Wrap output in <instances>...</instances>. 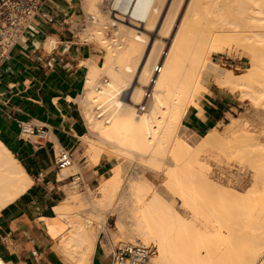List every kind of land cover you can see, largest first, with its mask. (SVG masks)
Here are the masks:
<instances>
[{
    "label": "bare ground",
    "instance_id": "obj_1",
    "mask_svg": "<svg viewBox=\"0 0 264 264\" xmlns=\"http://www.w3.org/2000/svg\"><path fill=\"white\" fill-rule=\"evenodd\" d=\"M85 1L89 8L95 5L94 0ZM162 1L114 0L109 11L111 22L116 24L114 20H118L122 26L123 22L127 23L129 38L124 46L111 47L105 56V62L109 63V79L98 83L100 66L92 67L87 74L85 94L81 98L87 127L94 137L104 141L102 145L105 141L109 142L120 151L119 157H126L118 162L114 172L111 171L112 176L101 182L102 195L93 203L118 212L115 223L118 235L129 233V229L135 226L136 234L144 243L150 240L155 242L156 251L146 264H264V145L247 129V118L235 117L225 124L224 138L211 129L204 135H196L195 143H190L180 131L182 119L194 95L204 88L205 72L212 73L216 84L238 93L240 98L248 97L254 102L264 94V0H201V7L209 17L224 16L237 10L245 15V20L254 23L249 26H256L254 30L251 27L253 31L247 27L252 31L250 34L239 33L241 47L248 52L250 63L248 71L245 69L243 74H233L228 68L219 70L211 55L225 51L223 40L219 38L220 31H202L198 23L186 22L185 12L165 54L162 52L156 61L160 48L157 49L158 45L154 42L142 54V44L146 45L149 39L151 41L156 33L154 29L158 25L160 27L158 16ZM87 18L92 19V14ZM208 22L213 23L210 18ZM226 22L239 26L233 20ZM93 23L91 29L98 33V39L102 42L101 28ZM227 32L239 35L238 31L232 29ZM153 61L161 64V70L151 85L149 101L157 85L162 88V93L153 96L155 109H151L152 114H138L139 108L135 105L139 101L132 100L136 88L126 99L124 91L128 89L134 74L139 73L142 77L149 73L143 88L148 85L156 65ZM142 100L143 96L140 103ZM86 138L90 139V136ZM89 143L91 147V140ZM94 144L98 145L97 140ZM209 144L216 145L219 151V148L224 149L227 155L234 154L247 160L253 168L252 183L243 190H236L210 179L207 175L209 169L207 171L206 164L200 159V153L206 145L210 147ZM131 159L148 161L151 166L160 168L168 189L155 191L136 170L130 173H134L136 178L128 175L130 178L126 176L121 184L122 180L119 181L117 174H129L126 163H130ZM68 173V169L62 170L58 177L63 178ZM31 179L20 162L0 142V209L16 199L30 185ZM81 199L66 191L64 201L55 207L57 217H62L66 225L65 235L56 250L64 261L73 264L89 263L100 230L84 220L68 216L69 204H81ZM126 208H129L128 212ZM123 215L131 219L126 217V224ZM202 221H216L218 227L212 231L204 230V227H198ZM236 221L252 228H245L241 232L238 228L239 243L232 238L237 236L236 229L230 226ZM127 224L131 225L130 228ZM220 224L226 226V233L221 231ZM246 235L250 237L248 240L243 238Z\"/></svg>",
    "mask_w": 264,
    "mask_h": 264
},
{
    "label": "crops",
    "instance_id": "obj_2",
    "mask_svg": "<svg viewBox=\"0 0 264 264\" xmlns=\"http://www.w3.org/2000/svg\"><path fill=\"white\" fill-rule=\"evenodd\" d=\"M87 15L83 0H46L0 70V142L32 178L0 209V258L6 264H70L56 250L66 229L55 211L64 197L61 187L76 173L82 188L96 184L110 167L109 161H102L90 173L59 178L71 165L57 169L53 162L59 148L69 149L74 157V147L83 146L80 137L87 122L79 96L88 72L105 59L102 47L80 35ZM213 83L208 79L199 99L202 114L191 104L182 119L192 134L203 135L225 118L226 103ZM39 126L46 129L43 138L30 133ZM67 178L71 181L65 182ZM100 236L99 230L88 264H114Z\"/></svg>",
    "mask_w": 264,
    "mask_h": 264
},
{
    "label": "rangeland",
    "instance_id": "obj_3",
    "mask_svg": "<svg viewBox=\"0 0 264 264\" xmlns=\"http://www.w3.org/2000/svg\"><path fill=\"white\" fill-rule=\"evenodd\" d=\"M83 2H84V8L86 9V12L88 13L87 16H89V14H92V19L87 18L85 21V24L82 26L83 30L82 29L80 30L81 31L80 35H81L82 39L86 38L88 41L94 42L96 45L102 47L104 49L106 55H107L108 51L111 49V47L116 48V47L124 46L126 44L127 39L129 38L130 33H129L127 23L123 22V26H122V24L120 25L121 22H119L118 20H114L116 24L111 22L112 18H111V15L109 13L111 12V7H112L114 0L113 1L112 0H94L95 5L93 4L94 6L92 5V8L88 7L85 0H83ZM184 12L186 13V20H187L186 22L198 23V26H199V28L202 29V31H204V32H208L211 30L212 31L213 30L220 31L219 33H221V34L219 35V38H220V40H223V45L225 47V51L223 53L213 52L211 55L212 61L219 67V70H225V68H228V69H231V71H233V74H236V73L237 74H243L246 70L248 71V68L250 65L249 54H248V52H245L246 50L244 48L242 49L240 41L242 39L241 38L242 33L243 34H250L249 32H252L254 30L253 27L255 25L253 27L249 26V25H253L254 23L251 24L249 21L245 20L244 19L245 15L242 13L240 14L237 10L230 11V12H228V14L224 15V16H226V19L224 18V16H218V15H216V16L213 15V16L209 17L206 10L201 7V0H163L162 4H161L160 13L158 16V19H160V21H161L160 27L158 25V27L156 29H154L156 31V33L154 32V35L152 36L151 41L149 39L148 40L149 42L146 45L144 43L142 44L143 45V53L142 54L147 52V50L151 47L153 42L158 45L157 49H158V47L160 48V50H158L160 52H159V55H158L156 61L159 59L160 54L162 52H164V54H165L167 52V50L169 49V46H171V43L174 40V36H176V34H177L175 32L179 29L178 27H180L181 20H183V18L185 16ZM209 18H210V21H213L212 24H210L208 22ZM227 20H233L237 24H239V26L235 27L234 24L227 23L226 22ZM93 22H95V24ZM92 23H93V25H96L97 27L101 28V36L103 38L102 42L98 39L99 38L98 33L91 29ZM248 26L250 27V30H252V29L253 30L252 31L248 30V28H249ZM251 27H252V29H251ZM229 29L234 30V32L238 31L237 32L238 34L241 33V34H239L240 36L239 35H233V34L227 32V30H229ZM242 37H243V35H242ZM241 43H242V41H241ZM105 53H104V57H105ZM162 60H163V57H162ZM105 61L103 58V61L100 64L101 73H100V79H99L100 81L98 82L99 84H101L102 81L109 79V77L107 76L108 75L107 70H108L109 63L105 62ZM153 63H154V61H153ZM113 66H115V65H113ZM205 73H207V74H205ZM205 73H204L205 76L203 77V81H204L203 82L204 83L203 89L204 90L202 89L198 92V94L196 93L194 95L193 101H192V104L198 108V113L200 115L202 114L203 110L199 104V99L206 90L205 82H207L208 79H210V78L214 79V77L212 76L213 75L212 73H210V72H205ZM138 75H139V77H138ZM148 76H149V73H147L146 76H142V77H140L139 73L134 74L132 77V82H130L128 89L126 91H124V93H126L124 99L129 98V95L131 96L134 92V88H136L135 92H134L135 96H134V98L132 97V100L135 102L139 101L138 103H140L142 96H143V93H144V89L148 86L147 85L143 88ZM207 76H209V77H207ZM139 78H141L142 80L140 81ZM98 83H97V85H99ZM134 85H135V87H134ZM213 87L215 88L216 92L221 97H223V101L226 103L225 111H224L225 118L223 119V121L219 122L216 127L210 128L208 131H211V129L213 131L216 130L215 132H217L221 137H223V136L225 137V135H226V134H224L225 133V124L229 123L232 118H235V117L240 118V117L244 116L245 119L247 118L246 119L247 129L256 136V138H257L256 140L258 142H260V144L262 143L264 145V94L261 95L262 99H261V96L259 95L258 96L259 98H257L256 101L253 102L248 97L247 98H240L238 93H232L229 90H227L226 87H222V86L215 84V83H213ZM155 89H154V92L152 94L151 101H149L147 108H145L144 110H139L138 114H143V113L148 114L149 113V115H150L153 113V110L155 109L153 96H155L156 93L159 95H161V93H162V88L159 87L158 85L156 86ZM84 94H85V92L83 91V93L79 96V98L80 99L83 98ZM237 97H239V98H237ZM79 98H78V103L80 105ZM250 100L252 102H250ZM82 106H84V105H82ZM135 106L137 107V105H135ZM80 109H81L80 110L81 113L83 114L82 116L85 117L84 107H81V105H80ZM151 109H153V110H151ZM148 110H150L152 112H150V111L148 112ZM141 112H143V113H141ZM187 112H188V110H187ZM85 123H86V121H85ZM87 126H88V124L86 125V134L83 135L82 138L80 137V140H81V143L83 144V146L80 144H77V146H79V149H77V147H74V149H73L74 160L71 163L72 165L69 167L68 171L72 174H74L75 172H81L84 175L85 172L90 173L92 170V167L97 165L98 163H100L102 161H109L110 167L101 175V177L98 179V181L96 180L97 181L96 184H93V185L87 184V185H85L84 188L78 187L77 180H75V179L72 180V182H69V181H71V178H67L65 180V182H69V184L66 186V188L61 187V190L64 193V197L66 195V191H70V192L78 195L79 197H82L81 202H80L81 204H79V202L77 204H75V203L69 204V209H68L69 215L68 216L72 217L73 219H80V220H84L83 217H85L87 220H90L91 222H95L96 225H92L89 223V221L84 220L90 226H92L94 229H100V231H101L100 239H101V242L105 246V249L108 253H110L114 249V247H116L118 245H123L126 243H136V242L144 243L141 240V238L139 237V235L136 234V230H134L135 226L130 228L131 225H129V224H127V226H129L128 228H130L129 229L130 232L125 234V235L124 234L118 235L115 232L116 231L115 223L117 220L116 218H118V215H116V214L118 212L117 211L115 212V210H114V212L110 211L111 208L108 209V207H105V206H99L98 207L96 205L97 206L96 207L93 203L94 200H97V198H100L102 195L101 194L102 192H100L101 191V184H102L101 182L105 178H107L109 175H111V171L114 172L116 170V168L118 167V164H119L118 162H120V160H122V159L125 160L124 158H126V157H119L118 153L120 151L117 149V147H114L113 144H110L109 142L105 141L104 144H106V143H108V144H106V145L103 144L104 145L103 146L102 142H104V141L101 142L96 137H94L92 132L90 133L89 127L87 128ZM180 131H181L182 136L184 138H188V141L190 143H195V141L197 139L196 135L192 134L189 130H186L184 127H181ZM223 131H224V133H223ZM88 135L90 136V139L86 138V136L89 137ZM89 140H91V142L93 143L91 147H89L91 145L89 143ZM96 140H97L98 145L94 144V143H96ZM100 143L102 146L100 145ZM209 145H211V144H209ZM94 146H96V147H94ZM215 146L216 145H214V146L211 145L209 147L208 145H206L203 152L200 153L201 161L204 163V165L206 164L207 171L209 169V172H207L208 173L207 175H209L210 177L209 176L208 177L210 179H212L214 182H216V183L218 182V184L228 186V187H232L236 190H243L244 188L248 187L253 181L251 179V177L253 178V176H251L253 174L252 173L253 168L248 165L249 162L245 159L237 157L236 155L234 156V154L231 156H230V154H228L230 156L229 157L227 154H225L226 152L224 149L219 148L220 149V151H219L217 146L215 149ZM223 151H224V153H223ZM143 160H146V159H143ZM145 162L146 161H142V160L140 161V159H138L137 161L136 160L134 161L133 159H131L130 163H126L128 166L127 172H129V174L128 173L127 174L126 173L117 174V176L119 177V181L121 182V180H122L121 184L124 183L123 181H125V177L128 175L136 178V175L134 173H133V175L130 174L131 172H134L136 170L139 173H141L140 176L145 181H147L151 184V186L153 187V189L155 191L158 192V191L163 190L165 188L168 189V187L164 181L165 177H164L162 171L160 170V168L152 165L155 167V168H153L149 163H147L148 161L146 162L148 165ZM214 165H219L222 168H224L225 172H227L229 175V176H227L228 179L218 180V179L214 178L210 173V171ZM156 168H157V170H156ZM158 169H159V171H158ZM131 170H134V171H131ZM112 174H116V173H112ZM129 176L127 178H130ZM108 178H110V176ZM64 197H63V199H64ZM63 201L64 200H62V202ZM128 210H129V208L128 209L126 208V212H128ZM82 214H83V217H81ZM106 216H107V218H106ZM126 217H127L126 215L122 216L124 224H126L125 222L128 223V220L127 221L125 220ZM126 219L131 220L129 217H127ZM203 222L204 221H202V224H200L201 222H199L198 227L199 226H200V228L204 227V228H202L204 230L206 228L208 230L211 229V231H212L214 228L216 229L218 227V225L216 226V224H217L216 221L215 222L213 221V223H212V221H210V223H209V221L204 222V223ZM213 224H215V225H213ZM230 226L235 228L236 230L235 229L234 230L237 231V233L235 232L237 234V236L232 237L236 240L235 242L239 241L240 238L237 240L238 233L240 234V232L243 229H245V228H246V230L252 229L251 227L249 228V227L241 224L240 221H236V223H234V224L231 223ZM225 227L226 226L222 227V225L220 224L221 231L226 233ZM238 228L240 229V232L238 231ZM239 237H240V235H239ZM248 237L249 236L246 235L243 238L248 240ZM234 239H233V242H234ZM149 243H154V245L157 246L155 244V242H153L151 240L148 243H144V244H149ZM237 243H239V242H237ZM120 264H124V263H120Z\"/></svg>",
    "mask_w": 264,
    "mask_h": 264
},
{
    "label": "built area",
    "instance_id": "obj_4",
    "mask_svg": "<svg viewBox=\"0 0 264 264\" xmlns=\"http://www.w3.org/2000/svg\"><path fill=\"white\" fill-rule=\"evenodd\" d=\"M46 0H0V70L8 58L10 51L18 42L23 33L31 25L37 10ZM161 64L154 66L153 74L150 76L148 86L145 88L143 100L137 105L139 110H144L151 95V85L154 83L155 75L160 72ZM28 130V128H27ZM30 133L43 138L46 129L42 126L30 129ZM74 160L72 151L69 149H58L53 162L57 169L70 165ZM211 175L218 180L228 179V173L219 165H214L210 171ZM77 180L81 187L79 174L73 175L72 180ZM156 251L154 243L144 244L141 242L126 243L118 245L110 252L114 264H146V261ZM0 264H6L0 258Z\"/></svg>",
    "mask_w": 264,
    "mask_h": 264
}]
</instances>
